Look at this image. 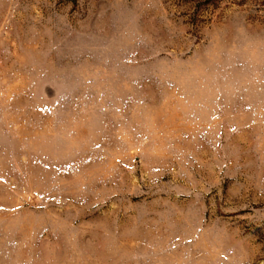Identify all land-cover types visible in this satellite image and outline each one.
I'll use <instances>...</instances> for the list:
<instances>
[{
    "label": "rangeland",
    "instance_id": "rangeland-1",
    "mask_svg": "<svg viewBox=\"0 0 264 264\" xmlns=\"http://www.w3.org/2000/svg\"><path fill=\"white\" fill-rule=\"evenodd\" d=\"M0 264H264V0H0Z\"/></svg>",
    "mask_w": 264,
    "mask_h": 264
}]
</instances>
